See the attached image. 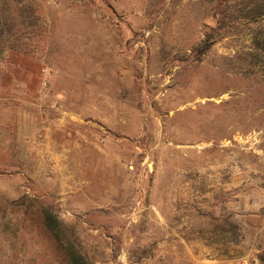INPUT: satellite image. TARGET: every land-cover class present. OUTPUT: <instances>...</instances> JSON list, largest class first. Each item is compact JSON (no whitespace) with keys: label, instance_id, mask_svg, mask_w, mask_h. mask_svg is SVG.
Returning <instances> with one entry per match:
<instances>
[{"label":"rangeland","instance_id":"rangeland-1","mask_svg":"<svg viewBox=\"0 0 264 264\" xmlns=\"http://www.w3.org/2000/svg\"><path fill=\"white\" fill-rule=\"evenodd\" d=\"M215 1L0 0V264H65L41 209L89 264H264V13L196 58Z\"/></svg>","mask_w":264,"mask_h":264},{"label":"trees","instance_id":"trees-1","mask_svg":"<svg viewBox=\"0 0 264 264\" xmlns=\"http://www.w3.org/2000/svg\"><path fill=\"white\" fill-rule=\"evenodd\" d=\"M215 2V25L206 28L204 40L192 50V53L196 54V58L206 53L218 39L229 33L227 29L229 28V19L237 12L247 10V14L256 18L264 13V0H216ZM254 45L256 46L255 50L248 52L247 55L257 59L260 54H264V35L256 38ZM40 213L43 227L55 242L65 264H89L86 257L69 237L64 224L46 209H41Z\"/></svg>","mask_w":264,"mask_h":264}]
</instances>
